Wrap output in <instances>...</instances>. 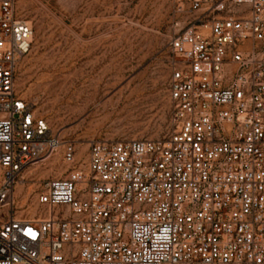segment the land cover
Segmentation results:
<instances>
[{
	"label": "built area",
	"instance_id": "2783aa9c",
	"mask_svg": "<svg viewBox=\"0 0 264 264\" xmlns=\"http://www.w3.org/2000/svg\"><path fill=\"white\" fill-rule=\"evenodd\" d=\"M173 1L169 134L91 140L30 217L17 188L61 139L19 96L33 29L0 0V264H264V0Z\"/></svg>",
	"mask_w": 264,
	"mask_h": 264
},
{
	"label": "rangeland",
	"instance_id": "374dc122",
	"mask_svg": "<svg viewBox=\"0 0 264 264\" xmlns=\"http://www.w3.org/2000/svg\"><path fill=\"white\" fill-rule=\"evenodd\" d=\"M33 29L17 76L61 142L17 188L24 214L43 216L36 194L51 178L83 169L91 140L164 139L170 132L169 33L173 0H16ZM75 163L63 161V142ZM24 184V185H23ZM22 210H19L21 213Z\"/></svg>",
	"mask_w": 264,
	"mask_h": 264
},
{
	"label": "bare ground",
	"instance_id": "6f19581e",
	"mask_svg": "<svg viewBox=\"0 0 264 264\" xmlns=\"http://www.w3.org/2000/svg\"><path fill=\"white\" fill-rule=\"evenodd\" d=\"M25 180V177H23V180L21 181L20 185H22V183H24L23 181ZM24 185V184H23Z\"/></svg>",
	"mask_w": 264,
	"mask_h": 264
}]
</instances>
